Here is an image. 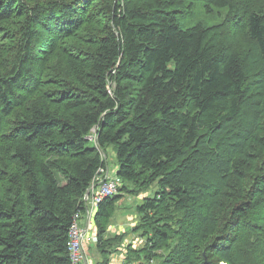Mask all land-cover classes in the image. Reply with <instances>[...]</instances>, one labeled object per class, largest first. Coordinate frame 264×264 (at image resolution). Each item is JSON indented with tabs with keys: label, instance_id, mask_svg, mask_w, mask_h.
Wrapping results in <instances>:
<instances>
[{
	"label": "trees",
	"instance_id": "16d2710c",
	"mask_svg": "<svg viewBox=\"0 0 264 264\" xmlns=\"http://www.w3.org/2000/svg\"><path fill=\"white\" fill-rule=\"evenodd\" d=\"M174 1L0 0V264H70L108 147L117 192L155 186L125 264H264V12L183 28Z\"/></svg>",
	"mask_w": 264,
	"mask_h": 264
},
{
	"label": "rangeland",
	"instance_id": "374dc122",
	"mask_svg": "<svg viewBox=\"0 0 264 264\" xmlns=\"http://www.w3.org/2000/svg\"><path fill=\"white\" fill-rule=\"evenodd\" d=\"M233 1L242 7L247 15L256 11L264 12V0ZM188 4L189 2L187 0H184L183 3L179 0H175L169 7L170 10L176 13L183 28L194 25L197 22H204V25L206 26L220 24L226 12V8H218L215 5L211 6L210 11H206V7L203 6L202 2L199 0H196L187 8ZM247 15L243 14L238 15L237 17L239 23L242 21L241 25L243 26L247 22ZM232 22L234 21H228L225 24V34L230 38L233 37L237 40H242V26H239L237 29H232ZM105 160L108 164L107 167H109L108 170L111 172L116 164L115 152L112 147L107 148ZM154 191L155 186L153 185L148 190L139 193L136 192V194L124 191H116L114 193L119 197L115 202L113 214L109 219V222L105 225L103 239L100 241V246H102L101 249L103 251L100 252L96 247L97 243L94 229L93 234L95 240L89 242L90 246H85L86 255L89 258V264H125V254H127L131 247H143L146 240V231L141 229L140 214L136 210V205L140 202V199L143 198V196L152 195ZM130 261L131 262L128 264H146L139 259H132ZM157 263L158 258H155L151 264Z\"/></svg>",
	"mask_w": 264,
	"mask_h": 264
},
{
	"label": "built area",
	"instance_id": "2783aa9c",
	"mask_svg": "<svg viewBox=\"0 0 264 264\" xmlns=\"http://www.w3.org/2000/svg\"><path fill=\"white\" fill-rule=\"evenodd\" d=\"M117 185V179L110 176L106 170L104 177L97 176L87 189V195H85L86 209L83 213L74 216L68 230L70 264H89L85 246L90 241L95 240L93 229H89V220L93 218L98 203L117 191Z\"/></svg>",
	"mask_w": 264,
	"mask_h": 264
},
{
	"label": "crops",
	"instance_id": "0c3cea01",
	"mask_svg": "<svg viewBox=\"0 0 264 264\" xmlns=\"http://www.w3.org/2000/svg\"><path fill=\"white\" fill-rule=\"evenodd\" d=\"M92 219H93V218H92ZM92 219L89 220V221H90V222H89V224H90L89 229H92V228H93V221H92ZM86 221H87V220H86ZM87 222H88V221H87ZM86 246L88 247V246H90V244L87 243Z\"/></svg>",
	"mask_w": 264,
	"mask_h": 264
},
{
	"label": "water",
	"instance_id": "95a60500",
	"mask_svg": "<svg viewBox=\"0 0 264 264\" xmlns=\"http://www.w3.org/2000/svg\"><path fill=\"white\" fill-rule=\"evenodd\" d=\"M85 195H87V192L85 193Z\"/></svg>",
	"mask_w": 264,
	"mask_h": 264
}]
</instances>
